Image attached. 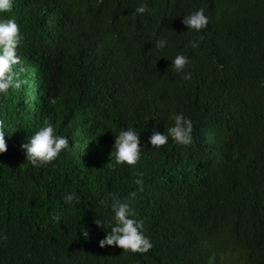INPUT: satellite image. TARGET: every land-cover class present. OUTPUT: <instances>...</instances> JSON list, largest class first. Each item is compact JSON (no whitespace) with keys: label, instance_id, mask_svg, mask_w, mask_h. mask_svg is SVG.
I'll return each mask as SVG.
<instances>
[{"label":"trees","instance_id":"trees-1","mask_svg":"<svg viewBox=\"0 0 264 264\" xmlns=\"http://www.w3.org/2000/svg\"><path fill=\"white\" fill-rule=\"evenodd\" d=\"M141 2L13 0L0 13L17 19L28 68L0 96V264H264V0H147L152 11L135 13ZM200 6L207 28L187 30L185 13ZM177 51L191 57V79L173 69ZM178 112L192 118L193 142L150 145L153 126L167 132ZM49 116L70 147L37 168L21 144ZM130 125L144 156L113 168L114 135ZM138 171L134 207L154 247H101L109 229L95 219L112 212L100 201L135 190ZM71 191L79 204L64 202Z\"/></svg>","mask_w":264,"mask_h":264},{"label":"clouds","instance_id":"clouds-1","mask_svg":"<svg viewBox=\"0 0 264 264\" xmlns=\"http://www.w3.org/2000/svg\"><path fill=\"white\" fill-rule=\"evenodd\" d=\"M13 0H0V13L8 12L12 8ZM152 11L147 0H142L135 8V13L144 14ZM210 17L206 14V9L202 6L186 12L182 23L187 26V30L200 32L207 28ZM23 33L20 25L14 16H0V96H7L10 89H20L26 79L22 76L28 71L25 57L19 53V45L23 41ZM156 48L164 50L168 47L167 36L156 39ZM192 48H198L200 41L193 39L190 41ZM163 57V56H162ZM191 57L183 51H177L171 59L173 69L178 73L184 74V79L192 78V72L185 71L191 64ZM52 104L57 103L55 97ZM174 123L168 128L167 132H161L155 125L151 129V135L147 137V142L155 147L166 145L170 138L178 145H189L193 142L194 123L190 116L183 112L175 113L172 117ZM146 127L143 129L145 130ZM142 131L134 126L122 127L115 134V142L112 146L111 154L114 156L115 163L111 167L127 164L136 165L144 156ZM9 135L8 127L4 119H0V153L8 149L5 139ZM70 147L69 137L58 131L57 125L51 116L47 117L21 144L26 160L33 166L40 168L56 161L62 152ZM145 173L138 171L134 181L135 190L129 191L126 196H121L108 192L104 199L100 201L111 209L112 215L108 218L96 217L95 223L102 228L107 225L106 235L99 240V245L119 246L125 251L132 253H148L153 247L154 242L145 229V220L141 218L134 203L139 193L145 187ZM66 204H79L80 196L71 191L63 196ZM53 219L60 221L62 214L56 213ZM81 231L85 239L89 238V231L82 227Z\"/></svg>","mask_w":264,"mask_h":264},{"label":"rangeland","instance_id":"rangeland-1","mask_svg":"<svg viewBox=\"0 0 264 264\" xmlns=\"http://www.w3.org/2000/svg\"><path fill=\"white\" fill-rule=\"evenodd\" d=\"M218 264H238V262L236 261L235 257H229L226 255L220 256V261Z\"/></svg>","mask_w":264,"mask_h":264}]
</instances>
